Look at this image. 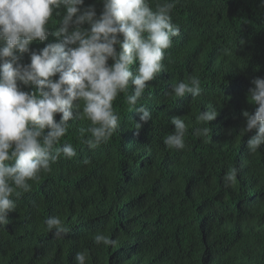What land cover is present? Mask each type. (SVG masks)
Returning a JSON list of instances; mask_svg holds the SVG:
<instances>
[{
	"label": "trees",
	"instance_id": "1",
	"mask_svg": "<svg viewBox=\"0 0 264 264\" xmlns=\"http://www.w3.org/2000/svg\"><path fill=\"white\" fill-rule=\"evenodd\" d=\"M99 1L85 0V6L95 5L99 14ZM163 2L149 0L153 9ZM258 4L177 0L170 15L180 35L137 102L151 119L141 122L127 105L129 85L113 102L118 127L107 142L89 148L81 129L90 137L91 122L70 120L55 147L71 143L77 154H61L50 171L29 181L30 191L12 196L15 211L0 225V264H77L78 252H86V264H264V145L249 151L255 130L243 132L242 115L254 113L248 90L253 78L264 77V8ZM60 19L54 14L50 31ZM49 42L56 38L30 48L39 51ZM21 62H30L28 53ZM191 77L200 80V95L175 97L171 85ZM213 107L215 120L197 122ZM173 116L187 126L180 150L164 143L174 131ZM204 128L206 135L196 133ZM228 173L235 180L226 184ZM50 216L68 231L53 235L45 223ZM97 233L116 243L96 244Z\"/></svg>",
	"mask_w": 264,
	"mask_h": 264
},
{
	"label": "clouds",
	"instance_id": "2",
	"mask_svg": "<svg viewBox=\"0 0 264 264\" xmlns=\"http://www.w3.org/2000/svg\"><path fill=\"white\" fill-rule=\"evenodd\" d=\"M176 2L164 0L153 9L149 0H101L98 14L95 5L85 6V0H0V225H7L9 213L15 211L14 194L30 191L29 181L50 171L61 154L69 159L76 156L71 143L55 147L66 135L70 120L91 122L90 137L83 138L81 129V142L89 148L107 142L118 127L113 102L121 93H128L129 85L134 89L126 95L127 105L141 122L151 119L150 110L137 107V102L146 82L164 70L165 50L180 35V27L170 15ZM258 6L264 8V0ZM54 14L61 19L50 31V23L56 25ZM86 23L87 28L83 27ZM50 35L56 42L39 51L30 48L33 41L43 42ZM25 53L29 63L21 62ZM133 65H138L135 71ZM251 83L254 87L248 90V98L257 107L254 113L245 110L242 115L246 118L243 132L255 130L247 140L249 151L255 153L264 145V77L253 78ZM30 85L35 91L24 90ZM171 92L177 98L199 96L200 80L191 77L189 83L172 84ZM58 113L59 120L55 119ZM217 115L213 107L196 119L209 124ZM171 124L174 131L164 143L183 149L185 121L173 116ZM140 127L138 122L137 129ZM201 131L206 135L209 129L196 133ZM224 180L233 182L234 173ZM45 223L56 237L68 231L59 217L50 216ZM94 242L116 243L102 233L94 236ZM75 259L77 264H86V252H78Z\"/></svg>",
	"mask_w": 264,
	"mask_h": 264
}]
</instances>
